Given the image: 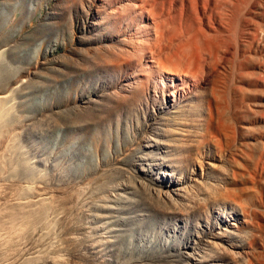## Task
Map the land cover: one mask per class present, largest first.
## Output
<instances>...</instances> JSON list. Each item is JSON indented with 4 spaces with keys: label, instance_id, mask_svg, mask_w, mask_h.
I'll return each instance as SVG.
<instances>
[{
    "label": "rangeland",
    "instance_id": "obj_1",
    "mask_svg": "<svg viewBox=\"0 0 264 264\" xmlns=\"http://www.w3.org/2000/svg\"><path fill=\"white\" fill-rule=\"evenodd\" d=\"M82 1L0 0V185L11 193V205L0 200V264L69 259L61 250L59 217L69 201L75 204L72 217L89 223V238L99 239L93 240L98 257H111L107 263L103 256L107 261L99 259L101 264L103 259L105 264L214 263L201 257L211 249L205 242L198 245L209 231L207 218L184 210V171L175 166L163 131L177 127L173 112L189 103L185 93L205 87L204 80L152 77L148 59L137 62L130 55L131 28L118 16L112 19L115 7L100 9L103 0H91L98 6L91 10V3ZM135 24L132 33L139 28ZM115 29L118 37L112 35ZM110 145L122 150L114 154ZM217 212L209 219L215 232L230 220L226 211ZM127 238L135 239L132 250L141 247L134 260L118 255ZM13 239L20 255L10 260Z\"/></svg>",
    "mask_w": 264,
    "mask_h": 264
},
{
    "label": "bare ground",
    "instance_id": "obj_2",
    "mask_svg": "<svg viewBox=\"0 0 264 264\" xmlns=\"http://www.w3.org/2000/svg\"><path fill=\"white\" fill-rule=\"evenodd\" d=\"M87 1L92 5L89 9L98 10L97 4ZM99 7H107L108 10L115 7L109 12L112 19L118 16L120 24L131 28V33L127 32L131 43L130 55H134L137 62L141 56L144 61L148 59L151 63L149 75L163 82H172L176 78L184 83L193 80L200 84L204 80L205 87L193 95L185 93L189 103L173 112L177 127L163 130L168 133L170 140L165 146L172 149L175 166L184 171V178H181L186 188L183 198L187 205L184 210L207 218L209 231H204L198 245L205 242L211 249L203 252L202 259L209 263L213 261L211 264H264V0H103ZM86 23L90 22L85 19ZM133 23L139 25L134 33ZM119 32L120 29H115L112 35L118 37ZM145 91L146 88L138 94ZM169 95L174 97L171 92ZM104 119L103 125L109 126L108 122L104 124ZM105 136L108 135L105 133ZM117 147L113 146L114 154L122 150ZM216 162L220 164L215 166ZM199 169L202 170L201 178L197 177L200 176ZM6 192L0 185V200L8 201L11 193ZM69 202H63L66 206L62 212L65 213L59 215L64 230L61 233V250L69 259H54L50 264H101L98 260L105 258L106 254L102 252L103 256L98 257L99 251L95 252L99 239L95 242V237L89 238L90 224L72 217L74 207L71 206L75 204L70 205ZM89 207L88 210L93 209ZM221 210L223 215H226L225 211L228 213L230 220L224 224L223 216L224 226L215 232L209 219ZM13 241L10 260L18 253L15 251L18 241ZM134 243L135 239L127 238L126 243L118 246V255L134 260L136 252H133L141 248L134 245L135 250H132ZM114 252L117 253L116 250ZM105 260L102 263L105 264ZM11 261L13 263L14 260ZM127 262L124 260L117 264H129Z\"/></svg>",
    "mask_w": 264,
    "mask_h": 264
}]
</instances>
